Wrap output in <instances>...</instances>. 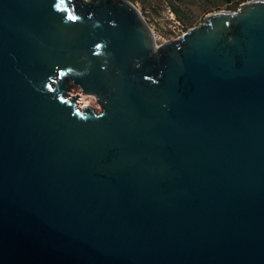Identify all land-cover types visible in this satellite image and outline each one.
<instances>
[{
  "label": "water",
  "instance_id": "95a60500",
  "mask_svg": "<svg viewBox=\"0 0 264 264\" xmlns=\"http://www.w3.org/2000/svg\"><path fill=\"white\" fill-rule=\"evenodd\" d=\"M0 264H264V0H0Z\"/></svg>",
  "mask_w": 264,
  "mask_h": 264
},
{
  "label": "rangeland",
  "instance_id": "374dc122",
  "mask_svg": "<svg viewBox=\"0 0 264 264\" xmlns=\"http://www.w3.org/2000/svg\"><path fill=\"white\" fill-rule=\"evenodd\" d=\"M141 9L154 29L157 44L176 37L178 32L200 23L204 16L214 10L235 9L245 0H131ZM170 9L174 15H170ZM178 10V11H177ZM180 29V30H179ZM178 30V31H177ZM159 42V43H158ZM70 94H78L79 104L94 105L101 109L97 99L81 92L79 86H72Z\"/></svg>",
  "mask_w": 264,
  "mask_h": 264
},
{
  "label": "built area",
  "instance_id": "2783aa9c",
  "mask_svg": "<svg viewBox=\"0 0 264 264\" xmlns=\"http://www.w3.org/2000/svg\"><path fill=\"white\" fill-rule=\"evenodd\" d=\"M137 5V4H136ZM169 11H170V15H174V13H173V11H171L170 9H168ZM180 30V29H179ZM153 31H154V29H153ZM178 31V30H177ZM182 32H184V31H181L180 33L178 32V35L176 36V37H178ZM154 36H155V39H156V41H157V38H156V35H155V32H154ZM173 38H175V37H173ZM173 38H171V39H173ZM169 40V39H168ZM167 41V40H166ZM161 44V43H160Z\"/></svg>",
  "mask_w": 264,
  "mask_h": 264
},
{
  "label": "snow or ice",
  "instance_id": "6c2138e0",
  "mask_svg": "<svg viewBox=\"0 0 264 264\" xmlns=\"http://www.w3.org/2000/svg\"><path fill=\"white\" fill-rule=\"evenodd\" d=\"M61 2H63V0H61ZM57 7H59V5H57ZM70 18L73 19V20H75L77 17L71 16Z\"/></svg>",
  "mask_w": 264,
  "mask_h": 264
},
{
  "label": "bare ground",
  "instance_id": "6f19581e",
  "mask_svg": "<svg viewBox=\"0 0 264 264\" xmlns=\"http://www.w3.org/2000/svg\"><path fill=\"white\" fill-rule=\"evenodd\" d=\"M158 41V40H157ZM157 41H156V43H157ZM159 43V42H158ZM158 45V44H157ZM85 105V104H84ZM81 106V105H80Z\"/></svg>",
  "mask_w": 264,
  "mask_h": 264
},
{
  "label": "trees",
  "instance_id": "16d2710c",
  "mask_svg": "<svg viewBox=\"0 0 264 264\" xmlns=\"http://www.w3.org/2000/svg\"><path fill=\"white\" fill-rule=\"evenodd\" d=\"M178 11V10H177Z\"/></svg>",
  "mask_w": 264,
  "mask_h": 264
}]
</instances>
